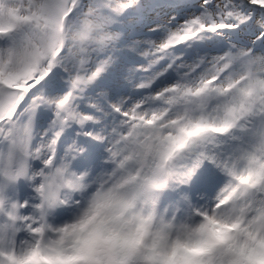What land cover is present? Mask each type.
<instances>
[{
  "label": "snow or ice",
  "instance_id": "snow-or-ice-1",
  "mask_svg": "<svg viewBox=\"0 0 264 264\" xmlns=\"http://www.w3.org/2000/svg\"><path fill=\"white\" fill-rule=\"evenodd\" d=\"M0 264H264V0H0Z\"/></svg>",
  "mask_w": 264,
  "mask_h": 264
},
{
  "label": "rangeland",
  "instance_id": "rangeland-1",
  "mask_svg": "<svg viewBox=\"0 0 264 264\" xmlns=\"http://www.w3.org/2000/svg\"><path fill=\"white\" fill-rule=\"evenodd\" d=\"M21 183L23 184L24 182L21 181ZM9 191H10V194H13V195L16 194V191L14 189H10ZM28 191H30V189H28Z\"/></svg>",
  "mask_w": 264,
  "mask_h": 264
}]
</instances>
